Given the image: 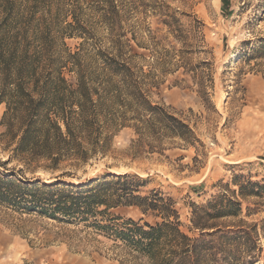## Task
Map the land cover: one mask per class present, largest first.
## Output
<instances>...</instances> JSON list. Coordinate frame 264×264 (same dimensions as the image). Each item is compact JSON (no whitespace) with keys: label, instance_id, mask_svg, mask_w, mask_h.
Here are the masks:
<instances>
[{"label":"rangeland","instance_id":"374dc122","mask_svg":"<svg viewBox=\"0 0 264 264\" xmlns=\"http://www.w3.org/2000/svg\"><path fill=\"white\" fill-rule=\"evenodd\" d=\"M118 6L112 25L92 12L82 16L89 34L84 58L101 64L99 52L103 56L118 49L132 56L136 69L149 75L145 89L152 105L192 135L183 140L160 128L141 127L135 133L126 126L115 133L104 155L77 168H38L24 177L49 181L66 172L65 182L77 185L129 176L138 184L135 195L154 192L170 198L182 231L192 236V204L229 196L228 190H237L234 180L264 181V59L248 58L264 40V0H118ZM63 18H56L60 25ZM81 41L64 39L71 53ZM3 111L0 106V175L20 178L10 172L22 164L6 161L11 148L1 125ZM111 213L150 224L159 221L136 207ZM219 223L256 224L261 251L251 264H264V199L242 201L238 218ZM128 260L111 241L83 225H58L0 204V264H132Z\"/></svg>","mask_w":264,"mask_h":264},{"label":"trees","instance_id":"16d2710c","mask_svg":"<svg viewBox=\"0 0 264 264\" xmlns=\"http://www.w3.org/2000/svg\"><path fill=\"white\" fill-rule=\"evenodd\" d=\"M88 12L112 25L120 13L118 0H0L1 125L11 148L6 161L22 164L10 172L20 178L0 175V204L58 225H83L111 241L132 264H251L261 251L257 225L219 222L238 218L242 201L264 199V181L234 180L237 190H228L229 196L192 204L189 236L173 201L154 192L135 195L138 184L129 176L77 185L65 182L66 172L49 181L24 177L38 168H77L104 155L115 133L126 126L135 133L141 127L160 128L183 140L192 135L152 105L145 89L149 75L136 69L132 56L118 49L103 56L99 52L101 64L86 61L83 47L89 34L82 16ZM57 16H64L62 25ZM65 38L82 40L78 51L69 52ZM251 56L264 59V40L250 50ZM120 207H136L159 221L111 213ZM260 229L264 238V226Z\"/></svg>","mask_w":264,"mask_h":264}]
</instances>
